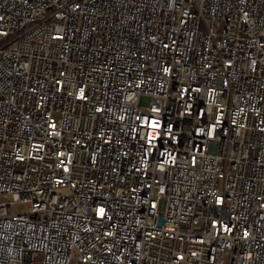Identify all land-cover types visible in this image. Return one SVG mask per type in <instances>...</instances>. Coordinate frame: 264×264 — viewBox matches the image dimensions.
I'll return each mask as SVG.
<instances>
[{"label":"built area","instance_id":"1","mask_svg":"<svg viewBox=\"0 0 264 264\" xmlns=\"http://www.w3.org/2000/svg\"><path fill=\"white\" fill-rule=\"evenodd\" d=\"M0 264H264V0H0Z\"/></svg>","mask_w":264,"mask_h":264},{"label":"rangeland","instance_id":"2","mask_svg":"<svg viewBox=\"0 0 264 264\" xmlns=\"http://www.w3.org/2000/svg\"><path fill=\"white\" fill-rule=\"evenodd\" d=\"M27 209V206L26 205H17L15 207V210L16 211H20V210H26Z\"/></svg>","mask_w":264,"mask_h":264}]
</instances>
